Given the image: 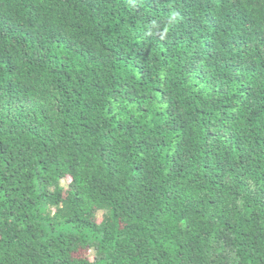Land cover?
Returning <instances> with one entry per match:
<instances>
[{
  "label": "trees",
  "instance_id": "16d2710c",
  "mask_svg": "<svg viewBox=\"0 0 264 264\" xmlns=\"http://www.w3.org/2000/svg\"><path fill=\"white\" fill-rule=\"evenodd\" d=\"M0 264H264V0H0Z\"/></svg>",
  "mask_w": 264,
  "mask_h": 264
},
{
  "label": "rangeland",
  "instance_id": "374dc122",
  "mask_svg": "<svg viewBox=\"0 0 264 264\" xmlns=\"http://www.w3.org/2000/svg\"><path fill=\"white\" fill-rule=\"evenodd\" d=\"M85 253L86 251L80 250L79 252L76 253V255L85 256Z\"/></svg>",
  "mask_w": 264,
  "mask_h": 264
}]
</instances>
